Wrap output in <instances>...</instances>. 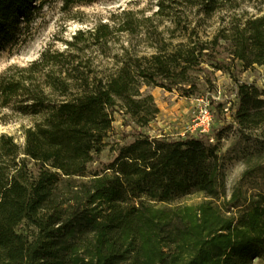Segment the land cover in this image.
Listing matches in <instances>:
<instances>
[{
  "label": "rangeland",
  "instance_id": "rangeland-1",
  "mask_svg": "<svg viewBox=\"0 0 264 264\" xmlns=\"http://www.w3.org/2000/svg\"><path fill=\"white\" fill-rule=\"evenodd\" d=\"M35 3L0 47V264H264V120L240 121L235 88L264 99V0ZM153 59L172 65L166 87L140 76ZM148 95L143 132L216 147L210 192L131 190L121 109Z\"/></svg>",
  "mask_w": 264,
  "mask_h": 264
},
{
  "label": "trees",
  "instance_id": "trees-1",
  "mask_svg": "<svg viewBox=\"0 0 264 264\" xmlns=\"http://www.w3.org/2000/svg\"><path fill=\"white\" fill-rule=\"evenodd\" d=\"M63 1L66 5H75L94 0ZM36 5L35 0H0V47L14 37L22 20L31 19ZM255 22L257 24L256 32L264 36V15L257 18ZM233 34L235 38L233 41L239 43L243 42L246 37L244 28L235 27ZM206 49L203 46L193 47L191 53H188L190 55L178 64L177 70H182L184 74L187 73L189 65L195 63L191 58L197 59V53H207ZM200 55L202 58L204 57V54ZM208 61L214 67H224L216 60ZM149 68L140 72V76L149 85L156 83L157 77H159L160 85L166 87L167 84L163 81L168 79V75L173 72L172 65L164 59L159 61L153 59ZM122 88V92H124V86ZM235 88L238 96L237 116L240 121H247L254 117L264 120V99L255 96L252 87L247 82L235 79ZM100 98L106 103L110 102L108 94H104ZM94 102L96 103V101ZM89 107L90 105H87V108ZM159 111L151 95L133 99L122 105L121 113L125 117L124 124L126 126L133 125L136 129L133 133L135 140L127 147L126 161L124 162L129 168V175L133 177L131 190L134 192L148 190L155 195L157 200H165L170 194L189 185H196L210 192L215 172V166L211 160L217 158L216 147L197 137L174 140L152 138L143 131ZM86 116L85 114L79 115L80 119H85L90 124L93 123ZM76 119L74 130H72L75 134H83L84 130L78 128L82 120ZM64 122L70 124L68 121ZM85 131L89 133V129ZM53 142L59 143L58 140H53ZM139 222L146 225L142 214Z\"/></svg>",
  "mask_w": 264,
  "mask_h": 264
}]
</instances>
